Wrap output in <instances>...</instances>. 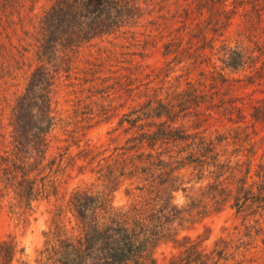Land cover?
I'll return each mask as SVG.
<instances>
[{
    "label": "trees",
    "instance_id": "obj_1",
    "mask_svg": "<svg viewBox=\"0 0 264 264\" xmlns=\"http://www.w3.org/2000/svg\"><path fill=\"white\" fill-rule=\"evenodd\" d=\"M146 4L0 0V210L26 222L58 197L60 175L76 173L93 182L55 206L37 264H261L264 163H234L221 153L222 135L201 132L211 120L207 96L172 93L174 103L149 95L151 75L137 57L179 58L189 29ZM145 25L154 27L148 37L138 31ZM31 52L35 70L25 69ZM52 64L76 75L62 102ZM103 125L105 142L81 145L87 129ZM54 140L66 144L56 153ZM125 185L131 199L116 206L113 194ZM228 209L241 220L227 237L204 246L205 236L183 235ZM163 246L172 252L160 261ZM20 256L15 239L0 238V264Z\"/></svg>",
    "mask_w": 264,
    "mask_h": 264
},
{
    "label": "rangeland",
    "instance_id": "obj_2",
    "mask_svg": "<svg viewBox=\"0 0 264 264\" xmlns=\"http://www.w3.org/2000/svg\"><path fill=\"white\" fill-rule=\"evenodd\" d=\"M143 1L147 3V13L156 9L161 18L174 16L187 23L189 29L181 38L184 49L179 51V58L171 57L165 61L161 53L144 59L137 57V61L142 63L138 65L151 75L144 82L149 95L154 94L163 101L171 98L174 103L177 102V95L172 93L196 90L204 97L207 96L204 107L208 110L204 111V117L211 120L203 124L201 132L206 129L213 136L222 135L225 144L224 148L220 147L221 153L225 157L234 156V163H252L255 168L264 163V0ZM170 21L174 22L171 18ZM175 26L178 25L175 23ZM152 29L154 27L151 25H145L140 26L138 31L143 37H148ZM173 36H176L175 31ZM40 65L33 52L27 54L25 69L32 66V70H35ZM53 66L48 65L47 68L57 73L58 88L61 90L59 100L62 102L68 97V92L73 90L68 88V84L76 82V75L74 70L72 74L65 71L67 65ZM18 74L21 76L23 71ZM158 74L164 78L161 83H158ZM139 101L144 102L143 99ZM131 105L138 109L135 102L130 100L129 107ZM187 127L190 130V126ZM108 128L103 125L87 129L86 135L80 136L81 145L88 142L100 145L105 142ZM65 145L54 140L52 153L58 152L57 148ZM76 152L74 148L73 154ZM90 178L76 177V173L60 175L58 197L52 198L50 202H42L26 222L10 215L7 209L0 210V238L15 239L19 248L24 250V256H20V261L15 264H37L45 242L44 233L52 226L55 206L65 204L77 187L92 184L93 179ZM126 189L125 185L113 194L116 206L130 201ZM177 201L183 205L186 199L180 194ZM240 220L234 211L228 209L183 235L189 234L193 238L205 236L207 240L203 245L211 246L217 239L232 233ZM171 252L170 246H163L158 249L156 257L161 261ZM257 255L262 258L260 263L264 264V252L259 250Z\"/></svg>",
    "mask_w": 264,
    "mask_h": 264
}]
</instances>
